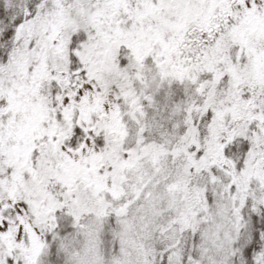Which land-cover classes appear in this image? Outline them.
<instances>
[{
    "label": "snow or ice",
    "instance_id": "1",
    "mask_svg": "<svg viewBox=\"0 0 264 264\" xmlns=\"http://www.w3.org/2000/svg\"><path fill=\"white\" fill-rule=\"evenodd\" d=\"M0 264H264V0H0Z\"/></svg>",
    "mask_w": 264,
    "mask_h": 264
}]
</instances>
